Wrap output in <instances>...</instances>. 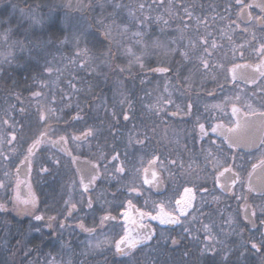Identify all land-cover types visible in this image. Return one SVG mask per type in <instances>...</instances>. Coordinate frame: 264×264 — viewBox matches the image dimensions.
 Wrapping results in <instances>:
<instances>
[{
  "label": "flooded vegetation",
  "instance_id": "obj_1",
  "mask_svg": "<svg viewBox=\"0 0 264 264\" xmlns=\"http://www.w3.org/2000/svg\"><path fill=\"white\" fill-rule=\"evenodd\" d=\"M34 1L35 3H31L35 6L36 1L50 0ZM100 1H105L106 5L102 11L95 8V4ZM97 2L92 0L85 8H52L56 11L54 15L59 18L60 24L66 29H71L73 33V39L55 42L54 53L57 56H39L43 52L46 53V49L42 51L32 49L31 52L24 51L27 54L25 57L0 58V63L10 61L13 64L22 61L28 66L30 64L29 69H33L34 72L24 74V82L20 83L11 71L16 67L0 66V182L4 185V177L10 179L9 175L12 174V181L0 187V204H5L8 209L6 212L0 211V222L9 223L11 218H15L23 223L31 219L30 214L15 213L11 203L17 192L22 198L27 196L28 185L37 197V209L44 210L50 209L47 206H55L56 201L51 199L53 195L55 194L58 200L63 198V193H66L64 186L68 184L69 179L77 177L85 200L88 202L91 198L93 201L91 209L87 207L85 201L80 208L76 203V210L83 207L80 210L82 220L79 222L83 224L90 220L96 221L97 211L103 212L105 208H111L114 211L109 212L117 217V220L110 223H119L123 213L127 211L129 216L137 221L136 225L129 224V227L138 228L139 224L143 223L154 230L151 223L146 222L149 217L141 220L137 210L151 213L156 205L161 203L166 209L171 210V206H175L177 200L194 197L191 203L192 209L196 208L197 216L189 214L187 218L182 217L181 225H163L170 230V238L180 241L178 245L173 246L170 240V256L180 257L181 261L178 259V262L181 264H203L205 261L207 254L201 255L200 252L204 246L205 235L202 230L203 218L200 215L206 211L212 213L210 208L212 204L216 205L214 214L220 213L221 217L217 216L219 219L228 218L229 214L235 211L237 219L247 230L244 239L258 237L259 232L244 221L243 213L245 204L252 206L264 204V191L261 190V186L255 191L249 190L251 177L260 172L263 176L264 168L258 167L252 172L251 177L248 175L252 171L251 165L257 163V158L264 152V146L261 144V141H264V115H261L264 113V74L256 68L264 62V56L254 51L259 48L260 43H264V26L254 21L248 22L246 17L237 19L240 9L235 0H97ZM248 2L249 0H245V3ZM31 3L28 6H32ZM160 3L164 8H153ZM116 4H120L121 7L116 8ZM141 4L144 5L143 9L140 8ZM185 9L191 13V17L185 13ZM45 10L50 11L42 7L38 12ZM251 12L254 16L261 15L260 9L256 7H253ZM64 13L73 16L72 24L63 23ZM130 13L139 23L130 29H139V33L142 34L139 39L145 38V42L158 35L157 29L166 30L167 38L170 39L169 67H159L158 60L153 56L147 60L141 57L139 59L141 61L137 62L135 58L124 56L123 53L120 56L118 53L117 56L113 52V56L101 58L80 52V48H90L95 44L93 40L95 32L104 40L109 38L106 29L110 22H117L119 17L129 16ZM101 15L106 17L100 19ZM160 15H165V18L158 20L163 21L161 26L142 24L151 22L150 17ZM27 27L29 29V25ZM245 27L249 29L248 32L243 31ZM253 34L255 40L252 38ZM115 38L116 40L98 43L105 44V48L112 45L114 48L126 49L128 46L125 45L133 42L121 40L123 37L120 39V36ZM190 41L194 47L190 45ZM213 43L215 47L212 46ZM16 44L9 42L10 46ZM133 45L135 46H129L138 49L137 53L142 54L139 44L135 42ZM182 52H187L188 57L181 55ZM11 53H21V50L13 49ZM202 60L207 61L208 68L203 67ZM81 62L86 66L82 67ZM35 63L40 64V67L31 65ZM226 65L229 66L223 71L221 66ZM46 68H51L52 71L48 72ZM121 68L125 71L120 72ZM159 68L168 71H155ZM5 70L10 72L3 73ZM160 88L170 92V96L165 97V100L159 95ZM125 96L132 100V109L129 111L132 119L125 122L121 117L116 124L111 111L120 113L128 110L127 104L120 103ZM169 100L171 103H166ZM189 103L192 105L191 112L185 114L188 112ZM233 106L237 109L235 114ZM50 110H54V113ZM41 112L45 116L44 121L40 118L37 120ZM176 112L177 115H172ZM77 114L81 119H76ZM160 118L165 126L170 123V131L160 128ZM201 123L205 125L207 131L203 136L199 129ZM217 124L235 129L229 135L240 141L237 147H229V143L219 132L211 131V127ZM112 126L116 127L120 135H113ZM89 128L94 130V134L84 138L82 133ZM13 132L16 139L8 143ZM41 132H46V137L41 138L42 142L29 155V147L40 137ZM130 133H140L139 137L134 139H142L146 133L149 137L146 146L129 145ZM60 137H64L66 143H52ZM116 152L120 153V158L114 161L112 157ZM153 155L158 156L163 162V170L159 164L156 168L161 179L159 183L162 185L161 190H158L159 184L153 186L142 183L143 168L149 167L148 160L152 159ZM28 156L29 172L24 176L19 172V167ZM34 158L41 161L38 170L41 173L37 179L31 172ZM141 159L144 161L143 166L140 164ZM77 160L90 161L98 167L97 179L92 187L89 186L87 192L81 184V176L76 167ZM173 160L176 161L175 165L169 163ZM121 164L125 166V172L117 174L115 169ZM229 166L232 171L224 172V168ZM42 168H47V171H41ZM135 168H141L139 175L135 174ZM221 172L223 175H220ZM236 174L239 175V179H236ZM148 178L151 179L150 174ZM233 179H236L235 184H232ZM133 180L135 186L139 188V193L128 191V186ZM221 185L227 186L230 190L225 191ZM185 188L192 189V192L185 194ZM129 200L132 201L134 208L129 207L127 203ZM192 209L188 210L189 213ZM37 214L43 215L40 212ZM44 217V221L38 222L48 223L47 217ZM193 217L196 219L193 220ZM261 219L264 217L258 214L257 225ZM72 220L71 215L62 223L74 224ZM123 222L125 223L124 220ZM79 223L76 224L77 227ZM56 225L55 220L51 228L46 226V230L56 240H66V244H69L70 239H73L76 245L78 240L83 243L84 238L93 237L96 233L89 234L79 227L77 233H56L53 231ZM106 226L107 223L103 229ZM185 226L199 239L193 240L186 236L183 233ZM91 228L98 230L96 226ZM121 231L122 228L118 236L122 234ZM214 235L219 242L216 243V248L221 258L225 249L234 250L240 244V237L234 233L226 235L225 241H229L228 243H223L221 234ZM20 236L25 238L27 234L23 233ZM157 236L155 232L154 238ZM154 238L147 246H142L144 249L141 247L139 251L136 250L131 257L116 255L114 251L108 249L102 251L95 249L87 256L90 261L95 260L98 264H110L111 254L114 256L113 260L126 262L128 258L133 259L136 254L148 248ZM74 252L77 250L74 249ZM184 252H188L189 255L185 257ZM236 255L238 257L239 253ZM242 264H260V257L249 251L247 259L242 261Z\"/></svg>",
  "mask_w": 264,
  "mask_h": 264
},
{
  "label": "snow or ice",
  "instance_id": "obj_2",
  "mask_svg": "<svg viewBox=\"0 0 264 264\" xmlns=\"http://www.w3.org/2000/svg\"><path fill=\"white\" fill-rule=\"evenodd\" d=\"M3 0H0V3H2ZM236 5L239 6V12L237 13V19H240L241 17H246L248 22H255L257 24H260L264 26V0H249L248 3H245V0H235ZM38 7V6H37ZM116 8H120V4L115 5ZM144 5L141 4L140 8L143 9ZM253 7L259 8L261 15L259 16H254L251 12V9ZM13 8H16V5H13ZM21 16L26 17L29 20V29H26V32H29L31 29L35 28H41L43 29L45 26L50 25L51 23L54 22V18L52 14L50 13L48 16H41L37 12L31 11V10H25V9H20ZM185 13L191 17V13L188 11V9H185ZM131 15V13H130ZM159 19V18H158ZM187 27V25H185ZM239 27V25H237ZM0 28L3 29L2 32H0V40L7 41L9 40L11 34L15 31V25L12 23V14H9L6 18L0 19ZM244 32H248L249 29L245 27L243 29ZM135 35L137 36H142L141 33H136ZM253 40L256 39L255 35L253 34ZM14 43L19 44V47L21 51H28L31 52L32 49H37V50H44L46 49L51 41L44 40L40 37H36L35 39H30L25 43L24 41H14ZM204 43L206 44L207 41L205 40ZM190 45L194 47V44L190 41ZM215 47V43L212 45ZM243 47V45H241ZM207 52V49H205ZM259 55L264 56V43H260L258 49H254ZM131 52V50H129ZM86 54V51L85 53ZM79 55V54H78ZM134 55V54H133ZM181 55H183L185 58L188 57L187 52H182ZM8 56H11V52H9ZM7 59V57H6ZM10 62V61H9ZM137 62H139V59H137ZM202 65L204 68H208V63L205 60L201 61ZM81 66L85 67L86 65L81 62ZM141 67L143 65L141 64ZM257 71H261L262 74H264V62H262L260 65L256 66ZM48 72H51V68H46ZM120 72L125 71V69L121 68L119 69ZM155 71H160V72H166L168 69L164 68H159L155 69ZM72 87H75L72 85ZM34 95H39L38 93H34ZM120 103L127 104L128 105V110L121 111L120 113H117L115 110L111 111V116L113 120L116 122V124L119 123L120 118L122 117L123 121L127 122L132 117L129 115V111L132 109V100L131 98L125 96L123 100L120 101ZM166 103H171V101H167ZM151 107V106H150ZM192 105L189 103L187 105L188 112L185 114H190L191 112ZM23 111V109H21ZM237 109L235 106H233V113L235 114ZM50 112L54 113V110H50ZM178 112L172 113V115H177ZM252 115H255V113H252ZM261 115H264V113H261ZM41 121L45 120L44 114L41 112L39 116ZM76 119H81L79 114H77ZM199 119V118H198ZM7 123V122H5ZM238 126V125H237ZM199 129L200 132L203 135L207 134V131L205 129L204 124H199ZM111 130L113 132V135H120V133L117 131L115 126L111 127ZM211 131L213 133L219 132L220 135L223 136L224 140L229 143V147H237L240 143V141L234 140L229 133H232L235 131L234 128H225L223 124H217L213 127H211ZM94 134V130L92 128L87 129L85 133H82V136L84 138L91 136ZM47 133L46 132H41L40 137L37 138L33 142V144L29 147L28 153L29 155L32 154L33 149L40 144L41 138L46 137ZM140 133H130L129 134V140L128 144H136V145H141V146H146L149 137L146 133L143 134V138H135L134 137H139ZM74 139H79V137H73ZM16 139L15 132L11 134V139L8 140V143H12L13 140ZM53 144H58V143H66V140L64 137H60L57 141H52ZM262 146H264V141H261ZM120 158V153L116 152L115 155H113L112 159L114 161L119 160ZM27 159V158H26ZM235 159V158H234ZM58 163V161H57ZM143 159H141L140 164L143 166ZM170 164L175 165L176 161H169ZM160 166V168L163 170V162L160 161L159 157L156 155L152 156V159L148 160V165L149 167L143 168V173H144V179L142 181L143 184H149V185H158L161 183L160 175L159 172L156 171L157 166ZM258 167L264 168V152H261V155L257 158V163H253L251 165L252 171L248 173L249 177H251L252 172L255 171ZM41 171H47V168H42ZM117 174L124 173L125 172V166L121 164V166L116 167L115 169ZM232 171L231 166L224 168V172H229ZM141 172V168H135V174L139 175ZM151 176V179L148 178V176ZM98 175V174H97ZM97 175H92L88 179V183L84 184V178L81 177V184L84 187V191L87 192L89 189V186L92 185L96 179ZM220 175H223V172L220 173ZM236 179H239V175L236 174ZM236 179L232 180V184H235ZM219 182V181H217ZM20 182H18L19 184ZM0 187H4L3 183L0 182ZM222 188L225 189V191L230 190L227 186L221 185ZM249 190L250 191H255L256 189L249 185ZM261 190L264 191V185H261ZM128 191L129 193H139V188L135 186V181L133 180V183L128 186ZM202 191H206L202 189ZM192 189L190 188H185V193H191ZM192 199L194 197H189L187 200L181 199L177 200L175 203V206H171V210H168L165 208V205L161 203L158 206V210L155 215H152V213H145L142 211H139V216L140 219L143 220L144 217H149L151 220H156L159 221L161 225H181L182 224V217L187 218V216L190 214L189 209H192ZM246 199V198H245ZM13 207L12 210L17 212L18 214H30L33 216V218L36 221H44L45 217L40 214H36L37 212V197L36 195L32 192L31 186L28 185V194L26 197H21L19 192L16 193L14 199L11 201ZM69 203V202H66ZM129 207H133L132 201L129 200L128 202ZM87 207L91 209L93 207V201L91 198L88 199L87 202ZM77 206L76 204L72 203L71 206L68 208L67 216L70 217L72 215V212L76 210ZM0 211L6 212L8 211L7 207L5 204H0ZM262 216L264 217V204L259 205V206H252L245 204L244 206V217L243 219L247 221L248 223L251 224L252 229H255L257 232H259L258 237H248L247 239H244V233L241 231L239 233H236L240 237V244L239 246L232 250V249H225L224 250V255L221 258V264H242V261H245L247 259V255L249 254V251L252 254H256L260 257V264H264V219H261L259 221V225H257V216ZM196 218L193 217V220ZM56 220V217L49 216L47 217V227L51 228L52 227V222ZM117 217L112 216L110 212H106L104 215L99 217V225L97 226L100 229H103L106 225V223L111 222V221H116ZM123 220L125 221L124 227H123V232L122 234H119L118 238L112 237L109 239L108 237H105L104 240H100L96 242L95 244H92L89 242L88 247L92 250L94 249H100L104 245H109L110 247L114 248V253L119 256H124V257H131L134 252L141 248L142 246H147L150 241L153 240L155 236V231L149 226L145 225L143 223L139 224L138 228L134 227H129V224L136 225L137 221L132 219L129 216V213L125 211L123 213ZM233 223L232 218L229 217L226 221L225 224L231 226ZM65 225L63 223L60 224V227L63 228ZM78 227L82 229L85 232H88L89 234H94L96 232V228H86L85 225L81 222L79 223ZM36 231H40L39 228L35 229ZM202 230L204 232V241H203V248L200 250L201 255L209 254V255H218L219 252L216 248V243H219L216 240L215 235L212 232V227L209 224H203ZM183 233L186 236L191 237L193 240H198L199 237L193 236L192 235V230L189 227H184L183 228ZM228 233H226L227 235ZM163 235V234H161ZM171 244L173 246H176L180 243L179 240L176 238H170ZM243 249V251H241ZM239 253L238 257L236 260H232L231 256L236 255ZM183 255L187 257L189 254L188 252H184ZM154 264V262H153Z\"/></svg>",
  "mask_w": 264,
  "mask_h": 264
},
{
  "label": "rangeland",
  "instance_id": "obj_3",
  "mask_svg": "<svg viewBox=\"0 0 264 264\" xmlns=\"http://www.w3.org/2000/svg\"><path fill=\"white\" fill-rule=\"evenodd\" d=\"M92 0H50L48 2H44V1H36L37 4L32 5V6H21L19 4L14 3V0H3L2 3H0V6L5 5V4H9V10L11 11L12 14H17V16L20 17L21 21H25L28 20L26 17L21 16L20 13V9H25L27 10H31L34 12H37L39 15L41 16H48L50 13L52 14L53 18H55V13L56 11H53L52 8H60V7H68V8H85L87 6L88 3H90ZM95 2H97V0H94ZM19 3V2H18ZM11 4V5H10ZM13 5H16V8H13ZM38 6V7H37ZM105 6V7H104ZM46 8V9H50V11L45 10L44 11H40L38 12V10L40 8ZM95 8L97 10H104L106 8L105 5V1H100L97 2L95 4ZM154 9H161L164 8V6H162V4H158L155 7H153ZM73 16H70V13H64L63 16V23L66 24H72V18ZM101 17L100 19H104L103 17L106 16H99ZM128 17V18H127ZM122 16L119 17V19H117L116 21H111L110 25H108V28L106 29V33L109 37L110 40H116L115 37L120 36L121 40H133V42L129 45H132L131 47L135 46L133 44L138 43L142 54H138L137 51L138 49L136 48H131L129 45H125L128 46L126 49H120L117 48V56L119 53V56L123 53L124 56L127 55L128 57H132L135 58L137 60L138 59H144L147 60L149 57L153 56L158 60V66L162 67V66H170V39L167 38L166 35V30L165 29H157V31H159L158 35L155 36L152 39H149L150 41L145 42V38H141L139 39V37L141 36H137L135 35L136 33L139 32V29H130L131 26H134L136 24H139L136 20L135 16ZM98 18V17H97ZM123 18H127L129 20V22H125V19ZM157 19V21H154V19ZM150 17V21L151 22H142V24L144 26H149L151 24H156L155 26H161V24H163V21H158L159 19L165 18V15H160L159 17ZM159 18V19H158ZM122 20V22L120 21ZM167 22V21H165ZM166 24V23H164ZM170 24V23H169ZM137 36V38H136ZM145 36V35H144ZM129 42V41H127ZM123 43V42H122ZM129 50H131V52H129ZM11 50H2L0 48V54H7L10 52ZM134 54V55H133ZM141 61V60H139ZM229 66V65H228ZM226 66H221V69L224 71L227 67ZM164 91H161L160 95L161 97H164L163 100H165V97L170 96V92L167 91V89H162ZM167 93V94H166ZM165 94V95H164ZM162 100V102L164 103V101ZM161 122H163L161 120V118L159 119V125L160 128L163 129L164 131H170V123L165 126V124H162ZM160 129V130H161ZM32 174L36 177V179L40 176L39 173V167L41 166V161L38 158H34L32 160ZM43 173V172H42ZM10 179L8 177H4V186L7 185L9 182L12 181V174L9 175ZM75 176V175H74ZM64 191L66 193H63V198L58 200V197L55 196V194L53 195V197L51 199H54L56 201V205L55 206H47L50 207V209H37V213H43L44 216L49 217V216H53L56 217V227L55 229H53L54 232L58 233V232H62V233H70L72 230L77 231L78 227L76 226V224H78L80 222V220H82V212L80 213V210L83 209V207H81V209H77L76 211L72 212V223L74 224H70V225H65L63 228L60 227V224L63 222L64 219H66L67 216V212H68V208L71 206L72 203L74 204H78L79 208L82 205V202L85 201L86 205H87V201L85 200V195L82 193L79 182L77 180V177H74L72 179H69V182L67 185L64 186ZM186 194V193H185ZM96 195V194H95ZM96 197V196H95ZM51 203H53V201H50ZM69 202V203H66ZM158 206L156 205L155 209L152 213V215H155L157 210H158ZM53 207V208H52ZM212 209V213H210L209 211H206L205 214H201L200 217L203 218V224H209L212 227V232L213 234H221L222 238H223V243H228L229 241H225V238H227L226 233L231 234V233H239V232H247V230H245L244 226H242V224L240 223L239 219H237V216L235 215V211H233L232 213L229 214L228 218L231 217L232 218V225L229 226L227 224H225V221L228 218L224 219H219L218 217L220 216V213L217 212L218 215L214 214V211H216V205H211L210 207ZM110 209V208H109ZM109 209L105 210V211H101L98 212L97 210V214L95 213L94 210H92L95 213L96 216V221H92L90 220L87 223H84L86 228H91L92 226H98L99 225V217L104 215L106 212H109ZM15 212V211H14ZM90 212V211H88ZM17 213V212H15ZM196 208L192 209L190 211V215L192 216H197L196 214ZM18 214V213H17ZM16 214V215H17ZM90 214V213H88ZM19 215H25V214H19ZM62 216V217H60ZM218 216V217H217ZM31 218H33L32 215H30ZM221 217V216H220ZM222 217V218H223ZM34 219V218H33ZM146 222L151 223V226L154 228L155 232H157L158 236L159 234H163L165 232V230L167 229L165 226L161 225L159 223V221L156 220H151L150 218H148V220ZM154 222V223H153ZM43 226V229H46V225L47 222H43L40 223ZM124 222H123V218H120L119 223L115 224V223H107V226L105 229H100L98 228V230L96 231L95 235L93 237H86L84 238L83 241V248L84 251H86V253L88 254L89 252L92 251V249H90L88 247L89 242H91L92 244H95L96 242L100 241V240H104L105 237H108L109 239H111L112 237L118 238L117 232H119L120 228H122L121 233L123 232V227H124ZM122 226V227H121ZM76 229V230H75ZM163 237H165V234L162 235ZM60 246L64 245L65 248V253H61V254H54V253H49V255L45 258L47 264H74V261H77L78 259L77 256L75 257V254L73 255V253H69V244H66V242H60ZM68 246V247H66ZM68 248V249H67ZM227 248V247H225ZM103 249H108L111 250L112 252L114 251V248L110 247L109 245H104L102 248L97 249L98 251H102ZM141 249H144L143 247ZM95 250V249H94ZM139 251V249H137ZM64 254V255H63ZM74 256V258H73ZM84 261V259L82 260V262ZM24 259L22 260V264L24 263ZM88 264H97L96 261H88Z\"/></svg>",
  "mask_w": 264,
  "mask_h": 264
},
{
  "label": "trees",
  "instance_id": "obj_4",
  "mask_svg": "<svg viewBox=\"0 0 264 264\" xmlns=\"http://www.w3.org/2000/svg\"><path fill=\"white\" fill-rule=\"evenodd\" d=\"M31 2L35 3L34 0H14V3L24 7L28 6V4H30ZM31 5L33 4L31 3ZM9 14L12 13L9 10L8 3L0 6V19L6 18ZM127 18H123V19H125V22L128 23L129 20ZM12 23L13 25H15V31L11 34L9 40L7 41L0 40V48L2 50L10 49L11 50L10 52H12L13 49L21 50L19 44L14 45L15 46L14 47V46H10L9 42H14V41L27 42L30 39H35L36 37H40L44 40L51 41V45H49L46 48V53L43 52L42 54H39V56H48V55L57 56L54 53V51L56 50L55 42L64 39H68V40L73 39L72 38L73 33L71 29H66L63 24L61 25L60 20L57 17L54 18L53 23L45 26L43 29L35 28V29H31L29 32L25 31L26 29H28L27 26L30 23L29 20H25L22 22L20 17L17 16V14H12ZM2 31L3 29L0 28V32ZM93 40L95 43L94 45H92L90 48L88 47L80 48V52L84 54L86 51V54L88 53V55L91 57H101V58L108 57L109 55L113 56L114 55L113 52L117 54L116 52L117 48L112 47V45L105 48L106 47L104 46L105 44L98 43L101 41H106V40L108 41L110 40L109 38H106V40H104L100 37L99 33L95 32L93 35ZM48 50H49V54H48ZM11 56L25 57L27 56V54L24 53V51H21V53H15V54L11 53ZM6 57L9 56L7 54H0V58H6ZM31 65L35 66L36 68L40 67L39 66L40 64L38 63ZM0 66L16 67L11 71L15 75L14 78L17 80V82L20 83L24 82V77H23L24 74L34 73L33 69H29L30 64L28 66V64H24V62L22 61H20V63L15 62L13 64L11 62L6 63L5 61V62H1ZM26 67H28V69ZM9 72L10 70L3 71V73L6 74ZM20 89H22V87H20ZM161 91L162 88L159 89V95ZM37 120H39V117H37ZM167 202L169 203V201ZM107 209L108 208H105L104 211ZM109 211L113 212L114 209L110 208ZM37 228H39L40 231H36L35 229ZM23 233L27 234L25 238H22L20 236V234ZM70 233H77V232L72 230ZM163 234H165V237L159 234V236L154 238L153 243L148 248H146L143 252L136 254L133 257V259L128 258L126 262L124 261L122 262L119 259L113 260L114 256L111 254L112 260L110 264H153V262L154 264H181L180 257L178 258L176 256H170L171 253L170 230L166 229ZM116 235H118V232ZM60 242H66V240H58V239L56 240L55 238L51 237L50 232L46 229H43L42 225L38 221H35L33 218L23 223L15 218H11L9 223L0 222V264H22L23 259L25 261L23 264H47L45 258H47L46 255L48 256L49 253L61 254L66 252L64 245L63 248L62 246H60L61 244ZM69 247H70L69 253L72 252L73 255L75 254V257L77 256L76 259H78L77 261H74V264H88V261H90V259L87 256L86 251H84L82 241L78 240L76 245L75 241H73V239H70ZM225 247L226 246H223V248ZM74 249H76L77 252H74ZM236 258L237 255L231 256L232 260H236ZM83 259L84 261L82 262ZM178 259L180 260L179 262ZM203 264H221L220 254L215 256L207 254Z\"/></svg>",
  "mask_w": 264,
  "mask_h": 264
},
{
  "label": "water",
  "instance_id": "obj_5",
  "mask_svg": "<svg viewBox=\"0 0 264 264\" xmlns=\"http://www.w3.org/2000/svg\"><path fill=\"white\" fill-rule=\"evenodd\" d=\"M26 158L27 159H25L19 167V172H21V174H23L24 176H26L27 173L29 172V156ZM76 167L80 173V176L84 178V182L86 184L88 183V179L90 178V176L97 175L99 173L97 165L92 164L90 161L77 160ZM263 182H264V175L261 176V172L258 174H254L251 177V185H253L255 189H257L258 186H261ZM93 185L94 183L90 185V187H92ZM161 188L162 185L159 184L158 190H161ZM243 217H244V213H243ZM245 222L248 223L247 221Z\"/></svg>",
  "mask_w": 264,
  "mask_h": 264
}]
</instances>
